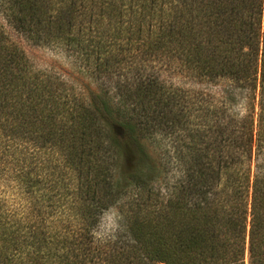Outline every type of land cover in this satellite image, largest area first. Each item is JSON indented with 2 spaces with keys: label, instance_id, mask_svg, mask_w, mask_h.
<instances>
[{
  "label": "trees",
  "instance_id": "16d2710c",
  "mask_svg": "<svg viewBox=\"0 0 264 264\" xmlns=\"http://www.w3.org/2000/svg\"><path fill=\"white\" fill-rule=\"evenodd\" d=\"M0 10L17 34L104 79L84 101L32 69L0 23L2 264H245L247 243L249 264H264L252 116L189 107L151 70L174 61L201 80L229 79L248 101L259 85L264 142V0H0ZM160 133L183 142L173 148L179 178L158 188L131 173L120 189L109 149L122 163L129 152L146 157L159 173L160 153L145 144ZM110 206L126 235L120 243L94 234Z\"/></svg>",
  "mask_w": 264,
  "mask_h": 264
},
{
  "label": "rangeland",
  "instance_id": "374dc122",
  "mask_svg": "<svg viewBox=\"0 0 264 264\" xmlns=\"http://www.w3.org/2000/svg\"><path fill=\"white\" fill-rule=\"evenodd\" d=\"M0 23L3 24L10 38L25 52L28 64L31 65L32 69L43 71L52 75L54 79L63 81L68 89L73 90L84 101H87L90 89L97 87L99 81H104L103 78L95 80L92 73L89 74L84 67L76 62L74 55L50 45L48 46L42 41L39 43L33 42L23 35L17 34L8 26L1 10ZM151 70H154L167 86L183 94L182 101L189 107L192 105L202 107L209 104L217 105L221 110L226 107L228 108L226 115L236 121H240L246 114H250L253 119V142L248 161L251 169V178H253L256 172H264V142L258 139L257 125L260 100L259 85L254 91L253 98L248 101L245 97L247 91L229 79L221 78L216 81L201 80L182 69L174 61H155ZM105 82L107 81L105 80ZM194 112H192L193 115H195ZM175 136L176 133L174 135L160 133L146 140L145 145L150 150V155L154 156L158 152L160 153L161 158L157 162L161 163L159 168L162 171L159 173L146 163V157L141 156L140 161V157L132 155L133 153L129 152L126 162L122 163L120 153L114 148L109 149L108 163H110L109 166L113 172V176L111 175L113 177L112 180L119 182L121 185L120 189H123V187L125 189L129 185L127 175L131 173L141 174L144 178L152 181L158 188L162 187L160 183L162 178L168 179L169 183L174 182L179 178L183 170L182 166L179 165L181 163H177L178 157H176L173 150L175 146L180 147L183 142L180 140V136ZM126 192L128 195L129 189ZM247 228H249V225ZM94 234L99 240L103 241L108 237H112V240L118 243L125 239L126 235L122 230V221L115 206H110L101 213L99 221L94 228ZM244 261L245 264H249L248 243L246 244ZM0 264L2 263L0 262ZM156 264L165 263L156 262Z\"/></svg>",
  "mask_w": 264,
  "mask_h": 264
}]
</instances>
